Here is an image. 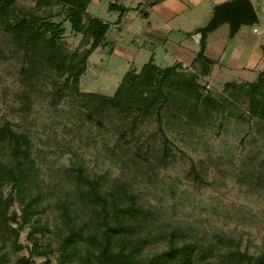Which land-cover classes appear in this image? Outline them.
<instances>
[{
  "label": "rangeland",
  "instance_id": "1",
  "mask_svg": "<svg viewBox=\"0 0 264 264\" xmlns=\"http://www.w3.org/2000/svg\"><path fill=\"white\" fill-rule=\"evenodd\" d=\"M250 1L260 14L261 0ZM110 3L117 7L109 8ZM34 4L17 0L15 9L32 11ZM215 5L212 0H90L89 15L109 28L88 57L77 90L65 88L56 101L51 93L63 77L42 63L34 69L32 86L26 85L20 69L27 66L29 53L18 50L0 28V123L8 120L14 129L26 128L45 195L71 190L75 166L107 183L115 177L133 179L135 190L159 205L165 217L224 231L249 252H264V121L250 115L248 99L233 100L230 95L235 85L256 80L264 69V13L260 22L242 25L233 37L222 23L202 38L197 29L209 20ZM121 7L126 8L122 14ZM51 12L53 19L64 21L63 9L53 6ZM64 26L67 51L89 47L90 41L71 31L68 22ZM200 52L214 62L207 67L201 59L194 60ZM151 57L161 69L179 63L180 78L194 77L202 96L220 102L226 98L224 106L209 108L210 116L200 123H184L177 111L184 93L178 91L176 100L169 97L159 112V103L138 116L108 109L98 124L86 93L113 95L125 72L139 71ZM163 88L174 94L172 86ZM229 100L234 105H228ZM165 137L169 150L162 160ZM193 165L205 184L193 180ZM10 210L19 213V205L14 202ZM27 230L20 232L22 244L27 243ZM19 253L27 255V250ZM32 260L55 264L53 256Z\"/></svg>",
  "mask_w": 264,
  "mask_h": 264
},
{
  "label": "trees",
  "instance_id": "2",
  "mask_svg": "<svg viewBox=\"0 0 264 264\" xmlns=\"http://www.w3.org/2000/svg\"><path fill=\"white\" fill-rule=\"evenodd\" d=\"M16 2L0 0V28L9 34L18 50L30 54L27 66L20 69L25 77L22 81L31 87L34 69L43 63L54 69L59 78L63 77L52 91L51 100L56 101L65 88L76 91L87 59L104 40L109 24L89 15L90 0H35L32 11L19 12ZM53 6L63 9L64 21L53 19ZM116 7L115 3L109 5ZM125 9L121 7V14ZM64 22L70 24L71 31L82 34L86 43L90 41L89 47L67 51ZM201 42L203 50L204 40ZM198 59L207 67L214 62L202 52L194 60ZM177 65L161 69L151 57L139 71L128 69L113 95L86 93L93 103L96 122H103V113L108 109L138 116L151 112L159 103V112L169 97L172 102L176 100L178 91L184 93L177 106L184 123H200L210 116L209 108L224 106L226 98H221L222 103L212 96H202L194 77L180 78ZM166 85L173 87L174 94L163 88ZM230 95L233 100L248 99L250 115L264 121V76L235 85ZM22 101L28 109V96ZM158 119L161 121L160 116ZM167 144L165 137L162 160L168 154ZM32 154L26 128L14 129L10 121L1 122L0 264H32L34 256H53L55 264H264V252H249L224 231H210L165 217L159 205L150 203L135 190L133 179L115 177L107 183L100 177H89L82 167L75 166L71 167L72 189L47 196ZM191 174L198 184H205L195 165ZM14 202L19 205V213L10 210ZM25 227L27 243L22 244L19 236ZM23 248L27 255L19 253Z\"/></svg>",
  "mask_w": 264,
  "mask_h": 264
},
{
  "label": "water",
  "instance_id": "3",
  "mask_svg": "<svg viewBox=\"0 0 264 264\" xmlns=\"http://www.w3.org/2000/svg\"><path fill=\"white\" fill-rule=\"evenodd\" d=\"M258 22L256 10L250 0H225L213 7L209 20L197 29L203 38L209 31L222 23H227L229 35L233 37L242 25H253ZM264 76V69L259 72L257 79Z\"/></svg>",
  "mask_w": 264,
  "mask_h": 264
},
{
  "label": "crops",
  "instance_id": "4",
  "mask_svg": "<svg viewBox=\"0 0 264 264\" xmlns=\"http://www.w3.org/2000/svg\"><path fill=\"white\" fill-rule=\"evenodd\" d=\"M174 1V0H173ZM222 1H225V0H212V2L214 3V4H217V3H220V2H222ZM252 2V1H251ZM177 4H178V2H177ZM257 5L260 7V14H258L257 13V17H258V22H260V15H262L263 13H264V0H261V1H258L257 2ZM254 6V5H253ZM257 22V23H258ZM262 31H263V29H262ZM254 32H256V33H259V31L256 29V31H254Z\"/></svg>",
  "mask_w": 264,
  "mask_h": 264
},
{
  "label": "built area",
  "instance_id": "5",
  "mask_svg": "<svg viewBox=\"0 0 264 264\" xmlns=\"http://www.w3.org/2000/svg\"><path fill=\"white\" fill-rule=\"evenodd\" d=\"M253 31H256V28H254Z\"/></svg>",
  "mask_w": 264,
  "mask_h": 264
}]
</instances>
